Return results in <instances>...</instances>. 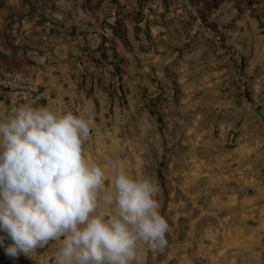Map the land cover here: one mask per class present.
Segmentation results:
<instances>
[{
	"label": "crops",
	"instance_id": "0c3cea01",
	"mask_svg": "<svg viewBox=\"0 0 264 264\" xmlns=\"http://www.w3.org/2000/svg\"><path fill=\"white\" fill-rule=\"evenodd\" d=\"M56 1L0 0V79L15 81L10 95L0 93V115L28 91L40 96L28 104L82 115L90 121L83 151L96 163L103 145L141 142V115L161 101L157 81L167 92L181 64L183 78H197L182 110L213 116L199 114L194 124L215 137L226 128L229 154H245V182L230 189V237L264 238V121L256 113L264 115V0H113L119 20L101 28L91 17L103 0ZM93 30L106 35L90 51L83 41ZM141 255L139 242L134 264Z\"/></svg>",
	"mask_w": 264,
	"mask_h": 264
},
{
	"label": "clouds",
	"instance_id": "9594fccd",
	"mask_svg": "<svg viewBox=\"0 0 264 264\" xmlns=\"http://www.w3.org/2000/svg\"><path fill=\"white\" fill-rule=\"evenodd\" d=\"M89 137L90 121L71 111L19 104L0 115V247L10 259L57 242L55 264H134L139 242L167 246L158 186L118 161L109 185L85 157Z\"/></svg>",
	"mask_w": 264,
	"mask_h": 264
},
{
	"label": "rangeland",
	"instance_id": "374dc122",
	"mask_svg": "<svg viewBox=\"0 0 264 264\" xmlns=\"http://www.w3.org/2000/svg\"><path fill=\"white\" fill-rule=\"evenodd\" d=\"M174 67L168 80L169 92L159 79L161 101L151 114L144 111L141 115V142L103 145V154L94 155L96 163L105 170L109 185L111 162L118 161L128 174L150 178L159 188L156 198L169 225L168 243L157 253H151L142 243V264H257L264 238L230 237L236 226L230 221V189L231 184L235 189L245 182V175L238 171L245 165V154H229L226 128H219L215 137L214 128L195 126L199 114L213 116L197 109L182 110V95L188 102L197 78H187V73L183 78L181 64ZM192 67L196 65L191 64V71ZM197 96L191 94V101L195 102ZM129 120L133 122L131 117ZM253 248L259 251L255 256Z\"/></svg>",
	"mask_w": 264,
	"mask_h": 264
},
{
	"label": "built area",
	"instance_id": "2783aa9c",
	"mask_svg": "<svg viewBox=\"0 0 264 264\" xmlns=\"http://www.w3.org/2000/svg\"><path fill=\"white\" fill-rule=\"evenodd\" d=\"M60 0H57L58 3ZM56 3V4H57ZM119 11L113 0H103L92 13V19L101 28L103 25H115L119 20ZM106 32L91 31L84 38V46L90 50H98ZM12 88H15V81L6 78L0 79V93L3 96L11 94ZM33 96V91H28L17 96L14 100L16 103L28 104L39 98ZM2 235V233H0ZM10 241H6L9 243ZM57 242H50L45 248H38L36 254L30 258L21 255L18 259H10L4 253V249L0 247L3 255H0V264H55V254L58 248Z\"/></svg>",
	"mask_w": 264,
	"mask_h": 264
},
{
	"label": "water",
	"instance_id": "95a60500",
	"mask_svg": "<svg viewBox=\"0 0 264 264\" xmlns=\"http://www.w3.org/2000/svg\"><path fill=\"white\" fill-rule=\"evenodd\" d=\"M256 113H257V115H259V116L263 119V121H264V115H263L262 110H261L260 108L257 109Z\"/></svg>",
	"mask_w": 264,
	"mask_h": 264
}]
</instances>
